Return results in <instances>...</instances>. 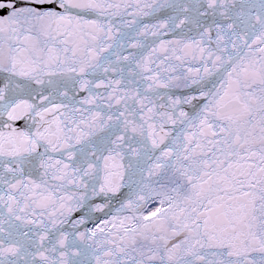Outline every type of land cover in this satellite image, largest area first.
Returning a JSON list of instances; mask_svg holds the SVG:
<instances>
[{
    "label": "snow or ice",
    "instance_id": "snow-or-ice-1",
    "mask_svg": "<svg viewBox=\"0 0 264 264\" xmlns=\"http://www.w3.org/2000/svg\"><path fill=\"white\" fill-rule=\"evenodd\" d=\"M0 264H264V0H0Z\"/></svg>",
    "mask_w": 264,
    "mask_h": 264
}]
</instances>
